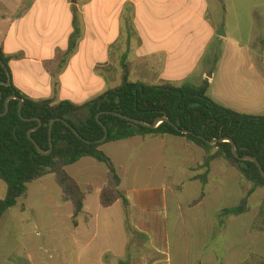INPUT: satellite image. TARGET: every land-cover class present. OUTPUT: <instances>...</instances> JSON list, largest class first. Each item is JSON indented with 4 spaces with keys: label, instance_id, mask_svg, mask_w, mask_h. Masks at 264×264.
<instances>
[{
    "label": "rangeland",
    "instance_id": "obj_1",
    "mask_svg": "<svg viewBox=\"0 0 264 264\" xmlns=\"http://www.w3.org/2000/svg\"><path fill=\"white\" fill-rule=\"evenodd\" d=\"M156 3L157 0H144L139 5L140 16L137 18L133 13L130 22L124 23L129 27V57L132 61L137 63L142 55L158 58L164 64L168 60L165 73L179 78L178 85H200L204 75L206 79L212 76L214 83L208 92L212 100L231 90L235 92L237 86L240 89L242 81L257 82L255 75L264 72V8H257L252 0L241 7L229 0H196L193 10L197 16L182 6L175 23H167L159 19ZM148 5L151 11L146 9ZM136 8L134 3L128 10L135 12ZM202 11L205 12L200 14ZM89 19L92 27L89 34L99 29L102 44L112 39L110 20L97 24L93 18V25L92 18ZM82 28L86 32L85 24ZM211 29L216 30L213 40H209ZM221 31L225 36L219 39ZM108 50L113 54V50H128V47H123L119 38L118 43ZM133 72L134 81L145 79L140 67ZM114 77L116 85L108 84L106 89L119 85L118 72ZM226 83L230 85L227 90ZM261 110L264 114V106ZM142 145L141 141H136L127 150L117 152L119 157L128 153L126 160L130 154H138L129 169L122 162L121 175L128 185L143 187L153 182L170 188L167 191L166 222L170 264H263L264 216L261 210L264 208V188L256 189L249 196L245 214L222 217L221 211L237 206L252 184L234 169L226 167L228 173L224 174L219 164L225 163L219 161L213 164L205 187L201 182H185L184 189L178 192L177 206L173 203L176 198L172 199L171 195L176 182L184 176H174V169L166 164L167 161L165 165L157 166L155 162L142 160ZM195 150L201 159L203 151ZM169 151L168 144L166 156ZM85 165L70 169V173L82 185L86 179L92 178L95 187H99L97 177L100 174L96 167L105 166L92 158ZM202 189L205 190V199L198 206L191 207ZM6 193L7 186L0 179V200ZM87 208L93 216L89 234L81 216L78 218L80 229L77 231L74 227L73 206L63 200L54 175L28 184L24 199H20L0 220V264H97L98 255L101 256L100 264H119L126 256L125 245L129 242L122 205L104 209L94 195L88 199ZM157 210L159 212V207ZM132 238V245L144 247V239L137 233ZM130 253L135 254V249Z\"/></svg>",
    "mask_w": 264,
    "mask_h": 264
},
{
    "label": "crops",
    "instance_id": "obj_2",
    "mask_svg": "<svg viewBox=\"0 0 264 264\" xmlns=\"http://www.w3.org/2000/svg\"><path fill=\"white\" fill-rule=\"evenodd\" d=\"M143 1L0 0V46L3 47L4 54L10 58L9 70L12 83L22 94L36 101L56 99L58 102L68 100L75 104H84L103 94L109 88H112L106 89L108 84L116 85L117 79L114 80V76L117 75V72L119 75L121 74V57L124 54L129 56L131 37L129 41V27L124 26V23L130 22L133 13L137 18L140 16L138 9ZM217 1L224 2L226 0ZM249 1L251 0H229L233 5L236 4L239 7L249 3ZM195 2L196 0H157L156 9L159 11V19L163 22L175 23L182 6L189 8L188 12L197 16L193 10ZM252 2L257 8H264V0H252ZM134 3L137 5L135 12L133 10L129 11L130 5ZM146 9L151 11L149 5L146 6ZM204 12L202 11L200 14ZM89 17L92 18L93 25V18L97 24H101L104 20L112 22V39L107 41L106 44H102L99 39V29L93 30L92 35L88 33L90 29L92 30ZM82 24H85L86 32L83 30ZM76 30L80 34L77 47L68 56L66 62L62 64ZM211 32L209 40L216 37V30L211 29ZM119 38L122 39L123 47H128V50H113L112 54V50L108 49L111 45L115 46ZM220 38L222 37L219 36ZM153 56L155 57V54ZM151 58L153 57L148 58L142 55L135 63L129 57L134 64L133 70L140 67L142 75L145 77L143 80L136 81H142L149 85H161L166 82L179 84L180 80L174 74L167 76L165 73L168 60L164 64L158 58ZM150 75L153 78H148ZM255 78L257 82L242 81L240 89L237 86L235 92L231 90L225 95L213 99V101L240 113L264 115L261 110L264 106V72L255 75ZM204 80L209 81L211 89L214 83L213 77L209 76L206 79V75H204L202 82ZM229 86L226 83V90ZM136 141H141L143 144L141 147V150L144 151L141 157L142 160L150 163L155 162L157 166L159 164L165 165L167 161L166 164L172 165L174 169L172 172L174 176H184L176 182L171 195L172 199L173 197L176 198L173 203L177 206L179 202V196L177 197V195H179L178 192L181 188L184 189L185 182L188 184L200 182L195 177L202 172H194L193 169L202 163L204 151L201 149L203 154L199 159L196 156L198 152L195 150L199 147L189 143L185 138L171 135L137 136L127 140L107 143L100 147L113 160L121 179L119 190L129 202L128 207L118 201L112 207L107 208L108 210L113 209L120 204L123 207L125 222L123 224L129 242L127 241L125 245L124 252L126 256L119 261V264L121 262L127 264H170L171 258L166 229L169 208L167 191L170 188L153 182L143 187H138L137 184L128 185L126 179L121 175L122 162L129 169L133 160L137 159L138 154L132 153L126 160L128 153L125 152L124 161L123 157L117 155V152L127 150ZM168 144L170 151L166 156ZM90 159L83 158L67 167V172L84 190L92 189L80 215L83 218L84 229L88 234L93 216L88 211L87 202L90 197L97 195L100 203V193L108 183L107 168L105 165V168L100 165L96 167L97 172L100 174L97 177L100 183L99 187H95L92 178L86 179L83 183L85 187H83L80 180L70 173V169L85 165L86 161ZM219 165H222L220 168L224 171V174L228 173L225 171L226 167L229 168L226 163L225 165ZM178 210L180 211V207H178ZM78 218V224L74 226L77 231L81 227ZM134 233L144 239V247L138 248L136 245H132V235ZM133 248L135 254L130 253ZM100 259L101 256L98 255L97 264H100Z\"/></svg>",
    "mask_w": 264,
    "mask_h": 264
},
{
    "label": "trees",
    "instance_id": "obj_3",
    "mask_svg": "<svg viewBox=\"0 0 264 264\" xmlns=\"http://www.w3.org/2000/svg\"><path fill=\"white\" fill-rule=\"evenodd\" d=\"M80 34L76 30L68 52L62 60L64 64L68 56L77 47ZM130 41V36H128ZM0 83L8 82L10 58L4 54L0 46ZM120 83L109 88L98 97L84 103L75 104L56 99L33 100L22 94L12 83L1 85L3 99L0 102V114L5 113V101L10 96L23 100L22 116H19V101L10 100L6 115L0 116V179L7 186V193L0 200V220L6 212L15 207L20 199H24L27 185L47 175H54L62 191V198L73 206V225L77 226V218L82 214L91 188L84 190L67 172V167L83 158H92L107 168V186L100 193V205L107 209L118 201L128 207L126 196L119 190L121 179L113 160L100 147L104 144L131 139L137 136H166L185 138L189 143L204 151L201 164L194 172L202 173L195 177L205 187L209 182L212 164L224 161L227 166L238 171L252 184L251 190L234 207L224 208L222 217L240 216L247 212L249 196L258 188H264V178L257 165L251 161L237 159L229 143L210 144V141L230 138L237 148L240 157L256 158L264 170V115L240 113L213 101L208 97L210 83L204 80L200 85H175L169 82L161 85H149L133 80L134 64L124 54L120 59ZM119 113L152 125L158 118L166 117L173 125L164 122L155 129L136 125L113 114ZM107 127L109 135L104 144H88L78 138L64 122H56L53 126V151L49 156L40 154L28 137V131L38 128L31 136L44 151L50 150L49 124L53 119H61L75 129L87 141L95 142L104 137V128L97 122V116ZM189 131L191 134H183ZM205 190L193 201L197 206L205 198ZM264 216V208L261 210ZM120 264H127L121 262ZM264 264V262H263Z\"/></svg>",
    "mask_w": 264,
    "mask_h": 264
},
{
    "label": "water",
    "instance_id": "obj_4",
    "mask_svg": "<svg viewBox=\"0 0 264 264\" xmlns=\"http://www.w3.org/2000/svg\"><path fill=\"white\" fill-rule=\"evenodd\" d=\"M218 35L221 36V37H224V36H225V33H224V31H221V32H219ZM0 63L2 64L3 68L6 69L5 65L2 63L1 60H0ZM7 75H8V82H7V83H0V86H1V85L10 86V85L12 84L11 74H10L8 71H7ZM2 99H3V96H2V92H1V90H0V102L2 101ZM10 100H18V101H19V110H18V112H19V116H20V118H21L23 121L30 122V121H33V120H37V121L39 122V126H38V128L42 126V123L40 122V120H38V119H25V118L22 116L23 100H22L20 97H17V96H15V95H14V96H10V97H8V98L6 99V101H5V113H4V114H0V116H4V115L7 114L8 110H9V101H10ZM109 114H113V115H115V116H117V117H119V118H121V119H123V120H125V121H128V122L133 123V124H136V125L144 126V127L150 128V129H155V128H157L160 124H162V123H164V122H167V123L173 125V124L171 123V121H170L168 118H166V117H160V118H158V119H157L152 125H149V124H146V123H144V122H142V121H140V120L133 119V118H130V117H128V116H124V115L119 114V113H109ZM100 115H101V114H99V115L97 116V122H98V123L104 128L105 135H104V137H103L102 139L97 140V141H95V142H91V141L84 140V139L80 136V134H79L75 129H73V128H72L67 122H65V121H63V120H61V119H53V120H51V122H50V124H49V143H50V150H49L48 152H44V151L38 146V144L36 143V141H35V140L32 138V136H31L32 132L36 131L38 128H35V129H32V130L28 131V137H29V139L33 142V144L35 145L37 151H38L40 154H42V155H44V156H49V155L52 153L53 148H54V145H53V137H52V134H53V126H54V124H55L56 122H64V124H66V126H68L69 128H71L72 131L74 132V134H75L78 138L82 139L84 142H86V143H88V144H92V143H93V144H104V143L106 142L107 138H108L109 132H108L107 127L104 126V125L102 124V122L100 121ZM173 126H174L177 130H179L175 125H173ZM182 133H183V134H186V135H187V134H191V132H189V131H182ZM209 143L212 144V145H215V144H217V143H229V144H231V146H232V152H233L234 156H235L237 159H239V160H242V161H251V162L255 163V164L257 165L259 171H260V174H261V175L263 176V178H264V170H263L261 164L259 163V161H258L256 158L251 157V156L240 157V156L238 155V153H237L236 144H235V142H234L232 139H230V138L217 139V140L210 141Z\"/></svg>",
    "mask_w": 264,
    "mask_h": 264
}]
</instances>
